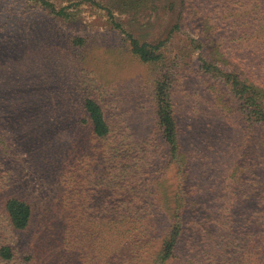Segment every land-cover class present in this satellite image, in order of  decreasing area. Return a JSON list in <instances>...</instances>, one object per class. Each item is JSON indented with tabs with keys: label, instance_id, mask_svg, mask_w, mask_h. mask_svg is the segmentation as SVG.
<instances>
[{
	"label": "rangeland",
	"instance_id": "1",
	"mask_svg": "<svg viewBox=\"0 0 264 264\" xmlns=\"http://www.w3.org/2000/svg\"><path fill=\"white\" fill-rule=\"evenodd\" d=\"M259 2L0 0V203L16 195L35 205L36 227L25 235L34 253H54L69 211L62 171L79 161L76 153L93 152L86 97L117 126H128L131 139L150 144L157 159L164 157L161 62H142L130 37L159 46L166 60L182 59L175 116L194 206L264 237V123L243 113V100L225 77L204 69L218 61L223 70L235 64L252 75L264 70V56L248 46L254 37L231 29ZM173 167L156 183L163 195Z\"/></svg>",
	"mask_w": 264,
	"mask_h": 264
},
{
	"label": "trees",
	"instance_id": "2",
	"mask_svg": "<svg viewBox=\"0 0 264 264\" xmlns=\"http://www.w3.org/2000/svg\"><path fill=\"white\" fill-rule=\"evenodd\" d=\"M256 8L234 20L231 29H238L239 37H254L248 46L264 56V1ZM130 46L142 62H161L157 119L163 159L152 154L150 144L131 139L128 126H117L96 99L86 97L84 111L95 146L92 153H76L79 161L62 171L69 206L62 239L56 240L54 253L46 248L34 253L25 235L36 227L35 205L9 196L0 203V264H264V237L256 228L237 225L228 216L214 217L193 204L175 116L182 59L166 60L159 46L132 37ZM217 63L210 71L204 61V69L225 77L243 100V113L264 123V70L252 75L243 64L223 70ZM1 143L9 149L6 140ZM171 167L174 176L165 179L170 185L163 195L156 183ZM88 192L93 194L88 197ZM127 192L128 199H122ZM90 212L94 216L87 218Z\"/></svg>",
	"mask_w": 264,
	"mask_h": 264
}]
</instances>
